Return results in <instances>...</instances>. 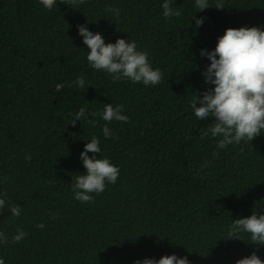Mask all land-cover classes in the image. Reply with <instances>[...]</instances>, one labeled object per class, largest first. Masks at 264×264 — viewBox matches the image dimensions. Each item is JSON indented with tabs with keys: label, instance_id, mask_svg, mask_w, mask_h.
I'll return each mask as SVG.
<instances>
[{
	"label": "trees",
	"instance_id": "1",
	"mask_svg": "<svg viewBox=\"0 0 264 264\" xmlns=\"http://www.w3.org/2000/svg\"><path fill=\"white\" fill-rule=\"evenodd\" d=\"M162 3L57 0L48 10L39 0H0L4 264H134L173 253L190 264H235L253 251L264 260V245L250 234L227 238L232 219L264 212V133L218 149L220 137L205 134L213 118L199 121L190 108L193 95L212 87L201 74L210 61L200 50L213 49L227 28L264 29V0H209L200 12L194 0H171L178 14L168 19ZM82 24L106 43L134 40L160 69V83L116 81L91 68ZM77 76L85 87L68 86ZM57 83L64 84L59 91ZM106 103L122 105L128 121L102 120ZM82 106L97 115L72 124ZM93 136L101 146L96 157H108L120 174L82 203L71 181L85 171L79 154ZM16 204L18 217L8 211ZM17 229L26 236L14 242Z\"/></svg>",
	"mask_w": 264,
	"mask_h": 264
},
{
	"label": "clouds",
	"instance_id": "2",
	"mask_svg": "<svg viewBox=\"0 0 264 264\" xmlns=\"http://www.w3.org/2000/svg\"><path fill=\"white\" fill-rule=\"evenodd\" d=\"M39 2L45 9L51 10L57 0ZM161 7L165 19L178 14L176 9L171 7V0H163ZM194 7L198 9L196 12L203 11L210 7L209 0H194ZM215 8L220 9L223 6L217 4ZM108 11L117 17L120 13L118 8L110 7ZM193 19L197 28L202 26L203 18L193 15L190 21ZM78 35L87 46L86 58L91 68L108 73L116 81L123 79L153 87L160 83L162 78L160 69L153 68L148 58L149 54L138 50L134 40L117 38L114 43H106L103 35L90 30L87 24L78 25ZM200 55L210 61L201 74L204 83L212 87L199 96L193 95L190 108L199 121L213 118L211 127L205 134L210 133L213 138L220 137L216 147L224 149L229 144H239L244 140L252 141L264 133V29L257 26L227 28L223 35L217 37L215 47L211 50L201 49ZM73 85L85 87V78L77 76L68 84L69 87ZM62 87H64L62 83L55 85L56 91ZM96 115V112L82 106L73 114L71 123L75 124L77 120L82 119L88 120L89 116ZM99 116L106 122L126 123L129 119L124 114L122 105L113 106L112 103L104 104ZM102 132L105 138L113 135L107 124ZM90 152L92 156L88 155ZM100 152V141L93 136L87 140L79 154L85 171L71 181L73 197L77 201L82 203L92 201L93 194L102 193L106 185L115 183L120 174L119 167L108 157H96L95 154ZM25 158L31 159L30 155ZM5 205L6 200L0 197V210L4 209ZM8 211L12 216L18 217L22 208L19 204L8 205ZM37 227L43 228L44 224L41 222ZM241 233L250 234L254 244L264 245V212L257 215L254 211L249 216L232 219L227 226V238H239ZM25 236L23 230L17 229V234L12 239L19 242ZM6 241L7 236L0 231V244ZM0 264H4L2 258ZM134 264H190V261L187 256L181 257L173 253L159 259H137ZM235 264H264V260L253 251L250 255L236 260Z\"/></svg>",
	"mask_w": 264,
	"mask_h": 264
}]
</instances>
